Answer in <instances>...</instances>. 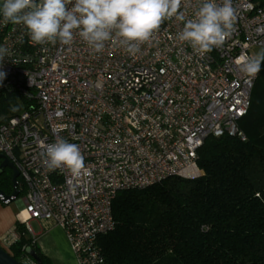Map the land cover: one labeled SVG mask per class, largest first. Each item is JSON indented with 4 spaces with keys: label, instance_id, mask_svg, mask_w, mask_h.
<instances>
[{
    "label": "built area",
    "instance_id": "obj_1",
    "mask_svg": "<svg viewBox=\"0 0 264 264\" xmlns=\"http://www.w3.org/2000/svg\"><path fill=\"white\" fill-rule=\"evenodd\" d=\"M195 3L184 0L189 18ZM232 5L235 31L203 56L176 39L183 25L174 19L133 56L111 42L95 53L78 35L71 45L33 44L23 25L4 24L0 14V47L8 49L0 63L6 74L0 80V154L16 167L24 189L2 246L22 237L33 244L29 221L36 220L64 232L77 264H110L99 238L114 228L111 204L119 191L200 175L197 152L208 137L245 141L238 122L258 74H242L236 58L264 48V0ZM60 138L84 156L78 177L42 163V145ZM10 201L0 195V203ZM27 246L18 260L35 264Z\"/></svg>",
    "mask_w": 264,
    "mask_h": 264
},
{
    "label": "trees",
    "instance_id": "obj_2",
    "mask_svg": "<svg viewBox=\"0 0 264 264\" xmlns=\"http://www.w3.org/2000/svg\"><path fill=\"white\" fill-rule=\"evenodd\" d=\"M238 127L245 141L226 134L205 139L197 152L200 175L116 194L114 228L99 238L108 263L264 264V63ZM11 176L9 168L0 172L6 195ZM17 190L19 197V179ZM24 244L46 262L26 237L10 246L15 259Z\"/></svg>",
    "mask_w": 264,
    "mask_h": 264
},
{
    "label": "clouds",
    "instance_id": "obj_3",
    "mask_svg": "<svg viewBox=\"0 0 264 264\" xmlns=\"http://www.w3.org/2000/svg\"><path fill=\"white\" fill-rule=\"evenodd\" d=\"M183 7L184 0H2L0 14L4 24L23 25L33 44L71 45L78 35L95 53L111 42L133 56L166 20L182 23L176 39L201 56L222 47L235 31L232 0H196L191 18ZM7 54L0 47V63ZM262 63L264 50L236 58L240 72L249 78L261 71ZM5 75L0 72V80ZM42 148V163L49 170L67 169L78 177L86 167L79 146L66 139Z\"/></svg>",
    "mask_w": 264,
    "mask_h": 264
},
{
    "label": "crops",
    "instance_id": "obj_4",
    "mask_svg": "<svg viewBox=\"0 0 264 264\" xmlns=\"http://www.w3.org/2000/svg\"><path fill=\"white\" fill-rule=\"evenodd\" d=\"M21 216L24 217V213ZM30 221H34L38 228V232L35 233L36 239L34 244L46 258L44 264H77L65 239L64 232L59 227L46 225L45 228H42L36 220ZM15 224L16 212L8 204L0 203V238ZM40 240L41 242L39 243ZM0 245L2 246L1 243ZM2 247L10 253L9 248Z\"/></svg>",
    "mask_w": 264,
    "mask_h": 264
},
{
    "label": "water",
    "instance_id": "obj_5",
    "mask_svg": "<svg viewBox=\"0 0 264 264\" xmlns=\"http://www.w3.org/2000/svg\"><path fill=\"white\" fill-rule=\"evenodd\" d=\"M0 3H2V0H0ZM0 160H1L0 161V172L6 167L11 169L12 171V176H11V182H12V188H13L12 193L10 195H6L3 191L0 190V195L2 196V200L10 201L12 198L17 197L19 194V191L17 190L18 171L16 167L11 162H9V160L6 157H4L2 154H0ZM26 253L35 261V264H41V259L34 249H32L31 247L27 248ZM0 264H22V263L19 260L15 259L2 246H0Z\"/></svg>",
    "mask_w": 264,
    "mask_h": 264
},
{
    "label": "rangeland",
    "instance_id": "obj_6",
    "mask_svg": "<svg viewBox=\"0 0 264 264\" xmlns=\"http://www.w3.org/2000/svg\"><path fill=\"white\" fill-rule=\"evenodd\" d=\"M264 50V48H258V47H255L251 50V52L253 53V55H255L256 53L260 52ZM20 199V196L19 197H16L15 200H12L8 203V206L12 208L13 211L16 212V215L19 214V208H20V205L18 204V201ZM30 226L33 230L34 233H37L38 232V228H37V225L34 221H30ZM41 242V240L39 241V243ZM27 248H30L29 246H27Z\"/></svg>",
    "mask_w": 264,
    "mask_h": 264
},
{
    "label": "flooded vegetation",
    "instance_id": "obj_7",
    "mask_svg": "<svg viewBox=\"0 0 264 264\" xmlns=\"http://www.w3.org/2000/svg\"><path fill=\"white\" fill-rule=\"evenodd\" d=\"M1 161V160H0ZM5 169H7V167L6 168H4L1 172H3Z\"/></svg>",
    "mask_w": 264,
    "mask_h": 264
},
{
    "label": "bare ground",
    "instance_id": "obj_8",
    "mask_svg": "<svg viewBox=\"0 0 264 264\" xmlns=\"http://www.w3.org/2000/svg\"><path fill=\"white\" fill-rule=\"evenodd\" d=\"M24 216H25V213H24Z\"/></svg>",
    "mask_w": 264,
    "mask_h": 264
}]
</instances>
